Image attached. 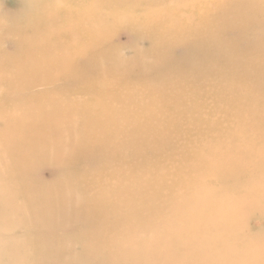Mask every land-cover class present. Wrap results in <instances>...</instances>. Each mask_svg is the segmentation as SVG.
<instances>
[{
	"label": "bare ground",
	"instance_id": "obj_1",
	"mask_svg": "<svg viewBox=\"0 0 264 264\" xmlns=\"http://www.w3.org/2000/svg\"><path fill=\"white\" fill-rule=\"evenodd\" d=\"M13 1L21 6L15 16L0 10V28L14 35L0 40V193L7 181L22 194L46 198L41 184L33 189L29 178L40 166L62 167L67 160L53 154L63 148V134H75L85 119L87 127L71 146L79 154L81 147L102 148L111 164L98 168L96 162L105 173L95 181L88 177H96L94 166L93 172L84 169V176L78 175L83 182L87 177L86 186H79L85 187L79 209L67 212L70 218L60 224L68 230L87 223L84 239L69 235L82 252L75 255L61 246L58 259L49 263L264 264V36L254 34L264 26V0H218L200 33L188 27L186 16L193 4L212 0H184V11L178 1L151 0L143 17L114 16L112 4L104 10L102 0ZM78 9L83 12L79 21ZM111 25L127 26L131 35L150 43V50L137 49L133 59L117 60L114 52L102 50L110 40L97 31ZM64 29L66 39L48 40ZM85 29L88 39L80 40L78 32ZM149 55L154 63L146 62ZM143 69L154 72L148 84L123 78ZM229 77L239 85L228 86ZM131 135L139 142L128 144ZM129 146L131 154H123ZM129 166L136 174L127 171ZM63 188L65 195L68 185ZM5 196L0 194V203L17 211L13 195ZM47 218L41 222L50 224ZM4 221L0 218V227ZM52 232L46 237L62 241L68 235ZM18 240L0 233V264L38 262L29 245ZM70 253L76 263L73 257L67 260Z\"/></svg>",
	"mask_w": 264,
	"mask_h": 264
},
{
	"label": "rangeland",
	"instance_id": "obj_2",
	"mask_svg": "<svg viewBox=\"0 0 264 264\" xmlns=\"http://www.w3.org/2000/svg\"><path fill=\"white\" fill-rule=\"evenodd\" d=\"M60 1H62V0H60ZM90 1V4H92L93 2H94V0H88V2ZM149 1H151V0H102L101 2H103L102 3V5H101V7H102V9H104L105 10V8H107V5H108V3H111L112 4V6H113V8H111V10H109V11H111V12H113L112 13V15H114V16H119V17H124V16H129V17H133V16H140V17H143L145 14H147L146 13V11H145V6H146V4H148L147 2H149ZM168 1V0H167ZM171 1H178L179 2V4L181 5L180 6V8H181V11H184V10H186L188 7L185 5V2H184V0H171ZM217 1L218 0H212L211 2H209V3H207V2H205V3H197V4H193V6L192 7H190V9H189V14H188V16H186L187 18H188V27L190 28V29H194L195 30V28H196V32H198V33H200L201 31H203V29L205 28V24H206V21H204V20H208V19H211V17H213V15H212V10L215 8V5L217 4ZM240 1V0H239ZM157 4H159L158 2H157ZM63 5H65V2H64V0H63ZM20 2H19V4L17 3V2H14L13 0H5V1H0V10H2L3 12H5V14L6 15H12V16H15L17 13H18V11L20 10ZM61 7H63V6H61ZM156 8V7H155ZM61 9V8H60ZM157 10L158 9H160V7L159 6H157V8H156ZM61 12H63V9H62V11ZM110 13V12H109ZM82 15H83V12H80V10L78 9V11H77V13H76V20L77 21H79V20H81L80 18L82 17ZM95 15H98V14H95ZM79 19V20H78ZM75 23V22H74ZM128 24H130L129 23V21H128ZM125 25H127V24H125ZM128 27H129V25H128ZM130 28V27H129ZM97 30V28L96 27H94V28H92L91 30ZM66 29H64V30H62V32L60 31V33H58L59 34V36H57V35H55V36H53V37H50L48 40H63V39H61V37L64 35V38L66 39ZM98 32L99 31H103V33H104V35H105V37L103 38V40H110L108 43H106V44H108L107 46H104L103 48H102V50H106V51H108V50H111L112 52H114V55H116V58H118L117 60H119V58H129V59H133L134 57H136V54L134 53L137 49H140L141 51L143 50V51H149L150 50V48H151V46H150V43H148V41H145V40H141V38H139V37H136V36H133V35H131V31L127 28V26H117V25H111V26H105V27H103V28H100V30L98 29L97 30ZM90 32H89V29H85V30H82V31H79L78 32V38L80 39V40H87L88 39V34H89ZM254 34H259V36H264V26H260L259 28H257L256 29V31H255V33ZM14 35H12V36H9L8 34H5V29L4 28H0V40H10V38L9 37H13ZM4 48L5 49H7V50H9L10 49V47H9V45H7V44H5L4 45ZM146 59V62L147 63H154V59L152 58V55H149L148 56V58H145ZM79 65L81 66V68L83 67H85V65H86V62H85V60L84 59H81V60H79ZM135 72L133 73L132 71H128V73L126 72V75H124V77L123 78H130V79H144V81H146V83L148 84V83H150L151 82V78L153 77V73L154 72H152L151 71V69H143V70H141V72L139 73V71L138 70H134ZM173 77V76H172ZM215 78H219V74H215ZM227 85L228 86H234V85H239V81H237V80H234V77H229L228 79H227ZM210 112V110H207V114ZM63 121H65V119H62ZM120 124V128H121V126H123V124L121 123V122H119ZM77 124H78V122H77ZM124 125H125V123H124ZM85 126L87 127V120L85 119V121L84 122H82V123H80V125L78 124V125H76V132H75V134H63L64 135V138L61 140V143L63 144V148L62 149H59L60 151L58 152L57 151V155H55V154H53L54 156H59L60 158H61V161H63V160H67V161H63L61 164H62V167L60 166V165H58V164H56V163H54V164H52V165H44V167H42V166H40L41 168H38L36 171H37V173H36V171H35V175H37V176H34V178H33V180H32V178H29V179H31V181H32V183H33V189H34V187H36V186H34V185H37V184H41V185H37V186H41V187H43L44 188V190H42V192H46L47 193V195H46V193H45V195H46V198L44 197V198H42V197H40L39 195H37L36 194V196H34L35 194H33V193H31L30 195L28 194H22V192H21V190H17L16 188V190L17 191H15V194H13L14 193V190L15 189H12V185L9 183V182H7V181H5V182H3V184L2 185H7V187H10V188H7L6 189V185L4 186L5 188L4 189H2L1 190V192H3V193H0V194H2L3 196H5V198H8L9 196H11V195H13L12 197L13 198H11V197H9L10 198V201H12V202H16V203H19V209L17 210V211H15L11 206H5L4 204H1L0 203V214H2V215H0V218H2L3 217V221H4V219H8L6 222L4 221V223H6V225H2L1 227H0V230L2 229L3 230V232H2V230L0 231V233H1V236H15L17 239H19L18 240V242H24L25 244H28L29 245V251L31 250V251H34L35 253L33 254L34 255V258H36V260H38V262L37 261H35V262H32V264H41L42 262V264H50L49 263V261H51V263H53L54 261H55V259H58V251H59V249H61V246H63V247H65V248H68V250L70 249V252L72 251V253L73 254H75L76 255V253H79V252H82V251H79V250H81L82 248H81V245H78V244H76V243H73L71 240L73 239H71L70 241H69V235H71V233H72V235H73V237H74V240H75V236H76V240H78V238L79 239H84V234L86 233V228H87V223L86 224H83V225H80V226H78V227H73V229H69V228H72L71 226H69L68 227V230L67 229H65V228H63V226H64V224L62 223V224H60L61 222H65L64 220L65 219H67V218H70V216H68L67 215V212H69V213H71L72 215H73V213H74V211H75V209H79V204L81 203V195H82V193H83V190H84V186H86V182H87V180H85V179H87V177L84 179V182H83V178H82V180L80 179L81 177H83L84 176V174H82L83 173V171L82 170H84V169H87V170H91L92 168H94L95 167V170H97V172H96V177L94 178V180H92L91 179V174L89 175L88 174V177H89V179L91 180V181H95V179L97 180V179H99V176L102 178V177H104V173L105 172H103L101 169H98V168H101V166H103V164H104V168H105V166H108V165H111V164H109L108 163V159H107V156L108 155H106V153H105V151L102 149V148H99V149H97V147H96V150H94V151H92L91 149H85L84 147H81L82 149H84V151L82 150V151H80V154H79V151L78 150H76V149H74L72 146H71V144H73V142L77 139V134H79V133H77V132H80V131H83V130H85ZM74 130H75V125H74V128H73ZM164 129H166V130H168L167 128H164ZM92 132H93V134H92ZM97 134V131H91V136L92 137H94L95 135ZM67 136H68V138H67ZM67 138V139H66ZM74 138H75V140H74ZM125 138H127V136H125L124 137V139ZM66 139V140H65ZM74 140V141H73ZM126 141H127V143L128 144H130V145H132L133 143H138L139 141L138 140H136L134 137H132V135L131 136H128V139H126ZM132 141V142H131ZM132 143V144H131ZM161 143H162V140L156 145V147L157 148H160V146H161ZM65 146V147H64ZM97 146H99V145H97ZM91 147H93V146H91ZM137 149H139L138 147H136ZM131 149H132V147L131 146H129L128 148H126L125 150H127V152H125V153H123V154H126V155H129V154H131ZM143 148H140V150H142ZM133 150V149H132ZM45 151H48V148L47 149H45ZM117 151H119L118 149H114L113 151H112V153H114L115 154V152H117ZM147 152H148V155H149V148L146 150ZM49 152H50V150H49ZM84 152V153H83ZM121 152V151H120ZM63 153H65V156L63 155ZM68 153V154H67ZM72 153V154H71ZM88 153H91L92 155H90L89 156V154ZM55 157V158H56ZM59 157H57V158H59ZM104 157H105V159H104ZM59 158V159H60ZM95 158H96V161H95ZM104 159V160H103ZM98 160V161H97ZM99 160H101V161H99ZM108 160V161H107ZM43 162V161H42ZM96 162H99L100 164V166L98 167L97 165H98V163H96ZM105 162H106V164H105ZM57 163H59V162H57ZM59 163V164H60ZM102 163V164H101ZM58 165V167L60 166V168H58L57 167V169L58 170H56V169H54V168H56V166ZM72 165H73V167H72ZM94 165H96V166H94ZM46 166H50L49 168L47 167L46 168ZM55 166V167H54ZM65 166V167H64ZM66 166H68L69 167V171H70V169H71V171L69 172V171H67L68 170V168L66 167ZM76 166V167H75ZM94 166V167H93ZM124 166H126V165H124ZM51 167H53L52 169H54V170H52L51 169ZM71 167V168H70ZM109 168V169H108ZM107 169H105V171L106 170H111V169H113V165H112V167L110 166V167H108ZM40 169V170H39ZM59 169H61V174L60 175H58L59 173H60V170ZM64 171H66V172H63V170ZM72 169H73V171H72ZM124 169L125 170H127L129 173H134V174H136L135 172H133L134 171V168H132V166H129L127 169H126V167H124L123 168V171H124ZM131 169V170H130ZM137 169V168H136ZM138 171H139V169H137ZM45 171V172H44ZM59 171V172H58ZM81 171H82V173H81ZM92 172H93V169L91 170ZM127 171H125V173L127 172ZM142 172H140L142 175H140L139 176V178H141V176H143L144 175V173H143V170H141ZM89 172V171H88ZM98 172H100L99 174H98ZM41 173V174H40ZM43 173V174H42ZM68 173H69V175H68ZM124 172H122L121 171V173H120V171H119V174L120 175H124L125 174ZM72 174H73V176H72ZM118 174V175H119ZM59 176V179L61 180L62 178H63V176L68 180V181H70L68 184L66 183L67 182V180H65L64 178L60 181L59 179H58V176ZM80 175H83V176H81V177H79ZM98 175V176H97ZM108 175V174H107ZM79 178H78V177ZM45 177V178H44ZM53 177H55L54 179H53ZM60 177H62V178H60ZM43 178H44V180H43ZM74 178V179H73ZM114 178H116V175H115V177ZM46 179H48V180H46ZM50 179H51V181H50ZM53 179V180H52ZM34 180L36 181V183H34ZM55 180H56V182H55ZM78 180V181H77ZM115 180V179H114ZM37 181H38V183H37ZM47 181H49V182H47ZM81 181V182H80ZM30 182V181H29ZM47 184V185H49L50 184V182L51 183H53V185H54V189L56 190H51L50 188H53V185L51 184V187H50V185L49 186H47V185H45V183ZM74 182H75V184H74ZM78 182H80V183H78ZM83 182V183H82ZM8 183L11 185V186H9L8 185ZM58 183H60L61 184V186H57V185H60V184H58ZM77 183V184H76ZM90 183V182H89ZM91 183H93V182H91ZM31 184V183H30ZM64 186H63V185ZM68 185V191L70 192H68L67 194H65L66 192L64 191V189L65 188H63V187H65V186H67ZM82 185H84L83 187V189H81L80 187H82ZM102 187H103V183H101L100 184ZM23 185H21V187H22ZM57 186V187H56ZM80 186V187H79ZM48 187H50V188H48ZM61 187V188H60ZM47 188H48V190L50 189L51 191H46L47 190ZM57 188V189H56ZM67 188V187H66ZM60 189V190H59ZM70 189V190H69ZM6 192H5V191ZM10 190V191H9ZM11 190H13V191H11ZM57 190H59V191H61V193L60 192H58ZM66 190V189H65ZM74 190H75V192H74ZM76 190H77V193H76ZM20 191V192H19ZM52 191H55V192H58V196L57 197H55V198H52L51 196H49L48 198H47V196L49 195L48 193L50 192V194L53 196V195H55V194H57V193H55V192H52ZM12 192V193H11ZM41 192V191H40ZM62 192H65L64 194L65 195H63V193ZM71 192H73V193H75V195H73V193H71ZM7 193V194H6ZM10 193V194H9ZM18 193V194H17ZM60 193V194H59ZM9 195V196H8ZM61 195V196H60ZM67 195V196H66ZM73 197H72V196ZM77 195H78V198H76L77 197ZM22 196V197H21ZM24 196H26V197H24ZM61 198H60V197ZM63 196H65V197H63ZM75 196V197H74ZM24 197V198H23ZM35 197H39V198H35ZM69 198V200L67 199V198ZM52 198V200H50V199ZM66 198V199H65ZM74 198H76L77 199V202H75V200H72V199H74ZM24 199L26 200V201H24ZM36 199V200H35ZM46 199H47V204L45 203L46 202ZM48 199L50 200V201H52V202H49L48 201ZM65 199V200H64ZM30 200V201H29ZM33 200V201H32ZM39 202H38V201ZM40 200H42V201H40ZM55 200V201H54ZM62 200V201H61ZM21 201V202H20ZM28 201V202H27ZM45 201V202H44ZM59 201V202H58ZM7 202H8V200H7ZM56 202V203H55ZM63 204H62V203ZM74 202V203H73ZM11 203V202H10ZM48 203H51V204H49L48 205ZM65 203V204H64ZM34 204H35V206H34ZM43 204V205H42ZM48 205L49 206V208H48V206H46V205ZM39 205L41 206V207H39ZM45 205V208L43 207ZM67 207H66V206ZM4 206V207H3ZM22 206V207H21ZM31 206V207H30ZM51 206H53V207H51ZM60 206V207H59ZM62 206H63V208H65V210L62 208ZM24 207V208H23ZM26 207V208H25ZM29 207V208H28ZM41 208L40 210L38 209V210H36V208ZM55 209V210H53V209ZM72 208H73V210H72ZM83 208V207H82ZM8 209V210H7ZM20 209H21V211H24V212H22L21 213V211H20ZM32 211H31V210ZM44 209V210H43ZM57 209H58V211H57ZM60 209V210H59ZM62 209V210H61ZM81 209V208H80ZM3 210H4V212H5V214L3 213ZM6 210V211H5ZM50 210V211H49ZM51 210H53L54 212H52ZM7 211H9V214H8V212ZM42 213H41V212ZM47 211H49V212H51V214L53 215H50V213L48 212H45ZM63 211H64V213H65V215L63 214ZM7 212V213H6ZM31 214H30V213ZM33 212H35L36 213V215H35V213H33ZM40 212V213H39ZM45 214H44V213ZM21 214V216H20V214ZM38 213L40 214V216L38 215ZM55 213H57V214H55ZM4 214V215H3ZM13 214V215H12ZM30 214V215H29ZM49 214V215H48ZM14 215H16V216H18V218L16 217V216H14ZM31 215H32V217H31ZM42 215H46L45 217H48L49 216V218H53L54 216H56V217H54L53 219H52V225H51V220L49 219V218H47V220H49V221H47V223H49L50 222V224H45L44 223V221L43 220H45V217L43 218L42 217ZM67 215V216H66ZM12 216V217H11ZM19 216L21 217V219L19 218ZM23 216H25L24 218H23ZM31 217V222H30V217ZM51 216V217H50ZM57 216H59V217H57ZM5 217V218H4ZM63 217H65V218H63ZM57 218V219H56ZM59 218V219H58ZM63 218V219H62ZM74 218H77V214L75 215V217ZM18 219V220H17ZM41 219H43L42 220V222H41ZM55 219V220H54ZM10 221H12V222H10ZM53 221H55V223L53 222ZM57 221H59V223L57 222ZM15 222V224H13ZM57 222V223H56ZM39 223H40V225H39ZM41 223H42V225L44 224V225H46V226H44L43 228H42V225H41ZM9 224H11V225H9ZM13 224V225H12ZM32 224V225H31ZM55 224H58V226L57 225H55ZM75 224V221H73V226H75L74 225ZM78 224V223H77ZM11 226V227H10ZM14 226V227H13ZM22 226V227H21ZM37 226V227H36ZM40 226H41V228H40ZM47 226H48V228H47ZM55 226V227H54ZM39 227V228H38ZM53 227L54 228H56V229H53ZM18 228V229H17ZM20 228V229H19ZM23 229V231H22V229ZM59 228V229H58ZM62 228L64 229L63 231H62ZM13 229L15 230L16 229V232H14L13 231ZM25 229H27V230H25ZM43 230L45 233H46V235H45V233H42V231L41 230ZM50 229V230H49ZM58 229V230H57ZM74 229H77V230H74ZM7 230V231H6ZM13 232H12V231ZM36 230H39V231H41V233H38V231H36ZM66 230V231H65ZM72 230H74V231H72ZM79 230V231H78ZM80 230H82V231H80ZM22 231V232H21ZM53 231L54 232V234L56 235V234H58V235H66V234H68L67 235V237L65 238V240H58V239H56L55 240V238L54 239H49V238H47L46 236L48 235V234H51V232ZM58 231V232H57ZM77 231V232H76ZM6 232V233H5ZM33 232V233H32ZM52 232V233H53ZM12 233V234H11ZM17 233H19V234H17ZM21 233V234H20ZM36 235H35V234ZM23 234H25V238H24V235ZM44 234V235H43ZM23 235V236H22ZM43 235V237H41ZM38 236V237H37ZM36 237V239H34ZM40 237H41V241H40ZM47 239H46V238ZM49 237V236H48ZM43 238H45L44 240H45V242L43 241ZM55 240V242L56 243H59V241H60V243L59 244H56L54 241V243H55V246H54V243L52 244L51 243V245H50V242H49V240ZM36 240V241H35ZM30 241H32V242H36L35 244L36 245H32V242H30ZM68 241L70 242V243H68ZM39 242L41 243V244H39ZM72 242V243H71ZM33 243V244H34ZM44 243H47L46 245L44 244ZM65 244V245H63V244ZM62 244V245H61ZM67 244V245H66ZM76 244V245H75ZM44 245H45V247H44ZM68 245H70V246H68ZM74 245V247H75V249H74V247H72V246ZM58 248H57V247ZM31 247H33V249L31 248ZM46 248V249H44V248ZM35 248V249H34ZM74 249V251H73V249ZM43 249H44V251H43ZM40 250H42L43 252V254L41 253V251ZM76 250V251H75ZM30 251V252H31ZM67 251V250H66ZM40 253V255H35V254H39ZM50 253V254H49ZM55 253H56V255H55ZM53 256H52V255ZM42 255V256H41ZM51 255V256H50ZM70 258H69V255H68V261H70L71 260V258L73 257L72 256V254L70 253ZM74 255V259L72 258V262H74V263H76L75 261H77V257ZM39 256L40 257H42L41 259H39ZM48 256V258H45V257H47ZM37 257H38V259H37ZM51 257V258H50ZM33 258V259H34ZM43 259V260H42ZM70 259V260H69ZM54 260V261H53ZM70 261V262H71ZM8 263V262H7Z\"/></svg>",
	"mask_w": 264,
	"mask_h": 264
}]
</instances>
